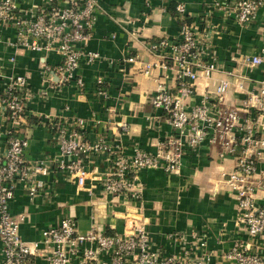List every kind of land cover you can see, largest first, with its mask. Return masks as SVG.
Segmentation results:
<instances>
[{"label": "built area", "instance_id": "1", "mask_svg": "<svg viewBox=\"0 0 264 264\" xmlns=\"http://www.w3.org/2000/svg\"><path fill=\"white\" fill-rule=\"evenodd\" d=\"M263 5L264 0H238L233 18L250 23ZM99 7V0H40L20 7L16 0H0V27L15 29L16 50L59 56L56 64L43 65L44 82L62 86L74 80L81 88L84 82L76 74L79 64L101 60L99 52L83 46L91 38ZM176 11L185 17V4L178 3ZM198 41L196 27L184 21L178 40H160L151 46L164 60L142 63L145 73L161 66L171 69L175 78L174 86L159 80L150 98L154 108L164 111L172 128L155 153L135 146L131 155H124L101 138L86 142L81 132L85 119L67 115L55 123L56 153L40 160L27 159L29 139L20 126L29 105L43 100L45 91L33 90L26 74L0 72V264H208L209 253L205 251L200 257L197 253L189 256L186 247L182 254L167 255L153 249L144 219L131 212L123 216L121 233L104 234L94 228L81 232L75 220L66 216L29 241L19 231L25 215L10 210L18 184L33 199L44 191L41 177L56 171L64 172L77 188H84L90 177L85 158L93 154L107 155L111 162L99 177L105 193L140 200L141 170L177 174L186 150L204 142L219 148L220 159H234L231 169L220 170V178L236 200L235 225L249 238L235 240L221 257L233 264H264V67L258 80L229 72V77L220 79L213 90H206L198 103L188 106L185 100L195 93L196 80L211 78L217 71L216 58L208 56ZM9 60L13 62L15 56ZM125 60L136 62L138 58L134 55ZM241 62L251 68L264 64V42L257 54L243 56ZM96 83L97 92L103 93L102 79L97 78ZM231 88L243 94L238 106L227 104ZM63 109L69 107L64 105ZM122 128L127 129L125 125ZM192 235L197 238L196 248L206 246V235ZM168 238L182 245L185 240L182 232L169 233Z\"/></svg>", "mask_w": 264, "mask_h": 264}, {"label": "crops", "instance_id": "2", "mask_svg": "<svg viewBox=\"0 0 264 264\" xmlns=\"http://www.w3.org/2000/svg\"><path fill=\"white\" fill-rule=\"evenodd\" d=\"M39 1L16 0V3L20 7ZM237 1L99 0L91 38L83 46L99 52L101 60L79 64L76 74L84 82L81 88L74 80L62 86L44 82L43 65L56 64L59 56L16 50L15 29L0 27V72L26 74L33 90L45 91L43 100H34L29 105L25 123L20 126L21 133L29 139L25 157L40 160L55 154V123L67 115L85 119L81 132L86 142L101 138L124 155H131L135 146L155 153L172 128L164 111L154 108L150 98L159 80L174 86L175 78L169 68L153 66L150 73H145L141 67L144 62L164 60L151 46L160 40H178L179 28L186 18L196 27L200 47L208 56H214L217 64L211 78L196 80L195 93L185 100L188 106L198 103L203 93L213 90L220 79L228 78L229 72L260 79L264 64L251 68L241 59L257 54L264 42V5L252 22L239 23L233 18ZM178 3L186 6L185 17L176 11ZM134 55L138 58L136 62L125 60ZM11 56H15L13 62L9 60ZM97 78L103 81V93L97 92ZM226 97L227 104L238 106L243 94L231 88ZM64 105L69 109L64 110ZM218 152L217 146L204 142L186 150L177 174L167 175L160 169L139 172L143 186L139 205L153 249L167 255L182 254L186 247L189 256L209 253L208 264H233L222 259V253L235 240L249 238L235 225L236 200L220 178V170L231 169L234 159L222 160ZM110 163L104 154L85 158L90 177L80 190L62 171L41 177L44 191L33 199L18 184L10 210L12 214L25 215L19 226L21 236L36 240L43 228L66 216L75 220L81 232L94 228L104 234L121 233L122 212L133 202L127 195L113 197L104 192L99 177ZM172 232H182L187 243L171 241L168 234ZM192 233L198 237L206 235L204 248H196L197 238Z\"/></svg>", "mask_w": 264, "mask_h": 264}, {"label": "rangeland", "instance_id": "3", "mask_svg": "<svg viewBox=\"0 0 264 264\" xmlns=\"http://www.w3.org/2000/svg\"><path fill=\"white\" fill-rule=\"evenodd\" d=\"M78 190H80L79 188H77ZM133 203H139L141 202V200H137V201H132ZM135 207V208H133ZM127 208V209H126ZM131 210V211H130ZM131 212V213H130ZM133 214V215H136V216H141V217H144V214H143V211H142V205H139V204H128L123 212H122V215L125 216L126 214Z\"/></svg>", "mask_w": 264, "mask_h": 264}, {"label": "trees", "instance_id": "4", "mask_svg": "<svg viewBox=\"0 0 264 264\" xmlns=\"http://www.w3.org/2000/svg\"><path fill=\"white\" fill-rule=\"evenodd\" d=\"M185 20H186L187 22H189V21H190V20L188 21V20H187V18H186Z\"/></svg>", "mask_w": 264, "mask_h": 264}]
</instances>
